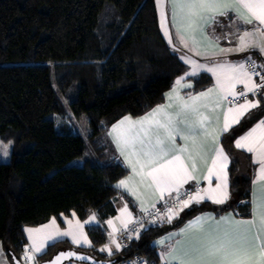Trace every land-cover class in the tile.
I'll list each match as a JSON object with an SVG mask.
<instances>
[{"label": "trees", "instance_id": "1", "mask_svg": "<svg viewBox=\"0 0 264 264\" xmlns=\"http://www.w3.org/2000/svg\"><path fill=\"white\" fill-rule=\"evenodd\" d=\"M187 70L162 33L156 0H0V137L14 140L10 160L0 162V240L6 251L9 247L21 256L26 250V225L71 211L80 220L94 211L102 221L118 213L116 183L128 170L121 162L85 158L87 143L55 82L65 93L74 88L71 108L77 117L88 116L89 141L101 152V136L110 124L163 102ZM212 82L207 72L193 78L195 90ZM255 119L242 121L223 138L232 162L231 197L222 209L242 216L249 215V205L242 202L251 196L253 164L233 141ZM79 157L81 164H69ZM212 208L207 203L182 220ZM165 230L162 224L148 225L130 247L107 254L100 249L106 233L90 227L93 245L80 249L123 259L140 250L159 264L152 244ZM69 246L74 247L67 239L50 244L38 263Z\"/></svg>", "mask_w": 264, "mask_h": 264}, {"label": "snow or ice", "instance_id": "2", "mask_svg": "<svg viewBox=\"0 0 264 264\" xmlns=\"http://www.w3.org/2000/svg\"><path fill=\"white\" fill-rule=\"evenodd\" d=\"M168 3L172 8L173 23L178 24L177 18L179 17L180 21L186 20L188 27L192 29L199 27L198 21H204L206 24L215 23L217 16L228 17L229 13L234 14L233 17H229L233 23L238 19L243 24L254 25L253 29L245 30L240 36V50L248 46H256L248 42L249 38L256 34L264 38V27L255 26H264V0H168ZM259 48L264 53V40L259 44ZM226 67L232 73L225 76L228 81L226 89L228 94L237 95L233 91V81L244 83L249 92L264 88V84L252 82V75H259V73L245 71L243 64L239 66L238 71L232 66ZM206 70L211 71V69ZM195 74L194 70L191 75ZM181 80L183 77H180L176 83L180 84ZM213 91V89H208L195 96H190L188 100L177 97V111L174 114L167 111L173 107L171 103H168L158 105L144 117L131 122L128 129L117 139V145L121 149V154L125 155L129 161L133 176L120 180L117 186L124 187L131 192L129 183L134 180L135 176H140L142 183L146 177H150L152 184L160 189L161 199H163L164 191H178L181 184L187 183L189 179H195L192 175L195 171V164L192 163L191 171H189L185 160L191 161L193 152L199 154L203 141L212 135L206 126L209 117L201 109L208 110L210 104L213 103L216 106L219 105L218 100L210 99ZM239 95L244 96L245 93L240 92ZM165 96L169 101L173 98L171 93H166ZM256 107H258V102L246 100L244 104L230 108L225 114L221 132H227L232 123H239L241 116L249 109ZM130 120V117H125L121 124ZM113 130L115 131V126ZM177 136L186 141L185 145L177 146ZM198 138H202L200 144L197 143ZM213 140H218V137H213ZM189 141L192 145V152L189 151L187 143ZM235 146L244 148L249 153H255L256 162L260 164L259 175L252 181L250 199L242 202L249 205V216L238 219L229 214L217 219L211 214H202L188 221L184 228L170 233L167 237L168 240L174 241L165 253L168 258L167 264H264V120L237 139ZM215 152L220 162L226 164L228 156L223 148L217 147ZM213 163L215 165L216 161L214 160ZM145 168L149 169L147 173L144 172ZM217 179L220 177L217 176ZM217 188H221V185L218 184ZM204 199L223 204L227 199V194L225 192L220 198H213L207 193L201 195L200 190L196 189L188 194L187 199L180 202L182 207H179V211L189 207L192 203H200ZM123 211L127 213V207ZM167 212L168 222L172 221L174 215L178 216V212H175L173 207H169ZM53 223H55L54 220ZM108 223L111 224V221ZM81 228L82 225L77 221L70 230H57L55 236L50 235L47 239L54 241L58 237H71L73 243H89L87 237L80 231ZM25 231L32 233L39 230L25 229ZM177 237L179 239H176ZM34 247L36 251L42 250L39 246ZM116 247L119 248L120 245L116 244ZM101 250H107L111 254V249ZM73 255L75 253H61L56 259ZM77 258L85 259L86 257L78 256ZM28 259H33V257L28 256Z\"/></svg>", "mask_w": 264, "mask_h": 264}, {"label": "crops", "instance_id": "3", "mask_svg": "<svg viewBox=\"0 0 264 264\" xmlns=\"http://www.w3.org/2000/svg\"><path fill=\"white\" fill-rule=\"evenodd\" d=\"M156 5L162 33L170 47L178 53L181 60L188 66V70L183 75L177 77L174 84L165 92V94H172L173 98L171 101H169L165 96L163 102L155 105L142 115H124L110 124V126L101 136L100 143H102V147L101 152L97 151V163L108 164L115 161L124 164L128 172L124 177L119 179L118 182L122 179H125L126 177L133 176L132 168L129 166V161L125 158V155L121 154V149L117 145V139L122 136L126 129H128L131 122L144 117L158 105L168 103H171L173 107L167 109V111L174 114L175 111H177V97L188 100L190 96H195L201 92L207 91L208 89H213L214 91L211 94L210 99L212 101L218 100L219 105L216 106V104L213 103L210 104L208 110L201 109V111H204L205 115L209 117V121L206 126L209 128V131L212 133V135L209 136L205 141H203L202 147L199 149V154L193 152V159L191 161H188L187 159L185 160L189 171H191L192 163L195 164V171L192 173L195 179H189L187 183L181 184L178 191H164L163 198L171 197L185 188H191L192 192L196 189H199L201 195L207 193L213 198H220L225 192L227 194V199L223 204L213 203L211 199H204L200 203H192L189 207L183 208L182 211H179V207L182 206L174 208V211L178 212V216L174 215L171 222H168V214H165L154 220L155 223L150 222L147 224V226L156 223L165 225L166 230L161 235L156 237L153 240L152 244L157 250L160 261L164 262L168 259L165 256V253L174 243L173 240L167 239L168 235L172 232L179 231V229L181 228H184L185 224L188 221L193 220L195 217L201 216L202 214H211L217 219L221 216L226 217L229 214L236 216V218L238 219L247 218L249 216H242L233 209H222L231 197L229 168L232 162V157L228 151V148H226L224 145L223 138L226 132H221V129L224 126L225 114L228 113V110L230 108H236L238 105L244 104L246 100L258 102V107L249 109L243 116L239 118V123L255 116L256 119L252 123H250V125L244 132L236 136L233 141V145L236 149L247 152L244 148H237L235 146V142L237 139H239L241 136L245 135L253 127H255L261 120H264V111L262 110L264 107V88H258L254 92H249L244 83L233 81V91L237 94L233 96L232 94H228L226 91L228 81L225 79V76L232 74L229 68L226 66H232L238 71L239 66L243 64L245 71L253 73L248 66L249 64H252L259 71L257 72L259 73V75H252V82L256 84H264V79H262V77H264V67H261L262 62H257L256 59V57L260 59L264 58V53H262L259 48V44L262 40H264V38L260 37L259 34H256L254 37L249 38L248 41L250 45L256 46H248L245 47L244 50H240V36L243 35L245 30L253 29L254 25L243 24V22L239 21L238 19H236L235 23H233L229 18L234 16L233 13H229L228 17L217 16V22L215 23L208 22L206 24L204 21H198L199 27L192 29L188 27L186 20L180 21L179 17L177 18L178 24L173 23L172 8L168 3V0H156ZM255 26L264 27L259 25ZM227 38H229V40H227ZM192 62L203 65V67L194 69L196 73L195 75H191V73H193L194 71L191 67V64H194ZM221 65H224L225 67H220ZM206 69H211V71H207ZM203 72H207L208 74H210L213 78V82L211 85H208L199 90H195L193 78ZM180 77H183V80H181L180 84H177L176 81ZM187 85H191V87H187ZM174 89L175 92H173ZM240 92H244L247 95L244 97H240ZM125 117H130L131 120L125 121L123 124H121V121H124ZM229 122L231 123V120ZM239 123H232V126L229 128V130ZM114 126L115 131L113 130ZM213 137H218V140L214 141ZM201 140L202 138H198L197 143L200 144ZM185 143L186 141L182 140L179 136L176 137L177 146H183L185 145ZM187 143L189 146V151L192 152L191 142L189 141ZM217 147L223 148L224 153L228 156V161L226 162V164H222L216 157L215 149ZM247 153L250 155L251 162L253 164V181V178L259 175L260 164L256 162L255 153ZM214 160L216 161L215 165L213 163ZM137 170L139 171V167L137 168ZM148 171V168L144 169L145 173H147ZM217 176H219L220 179H217ZM118 182L116 183V185H118ZM218 184L221 185V188L219 189L217 188ZM117 188L120 190V194L117 195L115 199L118 213L114 217H111L106 221H102L94 211H91L88 218L85 220H80L76 213L74 211H71L70 214H61L60 217H52L47 222L37 226H24V232L28 240L26 253L27 256L33 257V259H30L32 263L37 264L38 257L47 250L50 244L58 240L67 239L73 246L76 245L81 247H91L93 243L90 236L88 235V228L100 227L106 233V235L111 232L116 233L124 225L132 222L135 218L145 214L147 211L145 212L143 209L150 210L158 205L162 200L160 189L152 184L150 177H146L142 183L141 177L135 176L134 180L129 183V188L132 189L131 192L124 187L117 186ZM133 192L135 194H133ZM207 203L211 204L213 208L199 211L194 215L188 217L184 221L182 220L186 212L204 206ZM125 207H127V213L123 211ZM92 217H94V219H92ZM53 220L55 221V223H53ZM77 221H79V223L82 225L80 231L84 236L87 237L89 243L76 244L72 242L71 237H58L54 241L47 239V237L50 235L55 236L57 230H70V228H73L76 225ZM109 221H111V224L108 223ZM69 222H71V224ZM25 229H33L39 231L29 233L26 232ZM176 239H179V237H177ZM114 241L115 243H113L112 241L103 244L100 249H111V254L120 251L122 248L120 242L118 240ZM116 244H119L120 247L117 248ZM34 246H39L42 250L36 251ZM103 252L109 254L107 250H104ZM0 264H12V261L8 256L6 248L1 240Z\"/></svg>", "mask_w": 264, "mask_h": 264}, {"label": "built area", "instance_id": "4", "mask_svg": "<svg viewBox=\"0 0 264 264\" xmlns=\"http://www.w3.org/2000/svg\"><path fill=\"white\" fill-rule=\"evenodd\" d=\"M229 40V38H227ZM252 72H259L258 69L252 64L248 65ZM245 94L244 96H246ZM240 96V97H244ZM192 192L191 188H185L179 191L177 194L171 197H164L158 205L154 208L148 210L142 216L135 218L132 222L124 225L118 232H111L107 235V242H112L118 240L121 244V249L128 248L132 245L133 241L137 239L143 230L146 228L147 224L151 221L156 220L162 215L168 214L167 209L169 207H179L181 201L188 198V194ZM21 258L25 263H28L26 250L21 253ZM116 264H155L152 260H149L147 256L140 250H136L131 256L122 259ZM159 264H167V261L160 262Z\"/></svg>", "mask_w": 264, "mask_h": 264}, {"label": "rangeland", "instance_id": "5", "mask_svg": "<svg viewBox=\"0 0 264 264\" xmlns=\"http://www.w3.org/2000/svg\"><path fill=\"white\" fill-rule=\"evenodd\" d=\"M257 62L261 61L262 65H264V58H257ZM194 64H191V67L194 69H198L199 66H201V64L199 63H195L192 62ZM203 66V65H202ZM55 87L59 96V99L64 107V109L66 110V112L69 114V116L71 117V119L74 121V123L76 124L79 132L81 133L82 137L84 138V140L87 143V152H86V157L85 158H90L92 159L93 162L97 163L98 162V155H97V151L93 148L91 141H89L88 135L91 132V128L88 122V116L87 115H82L81 117H77L70 105V99L69 97L71 96V93L74 91V88H71L68 93H65L62 91L59 83L56 81L55 82ZM52 115H50L51 117ZM14 146V140L12 138H1L0 137V162H8L10 160L11 157V153H12V149ZM84 161L83 157H79V158H75L72 161H70L69 164H81ZM107 243V241H106ZM76 248H80L81 246H74ZM26 264H33L32 261L30 260L28 263ZM38 264V261H37ZM74 264H82V263H74Z\"/></svg>", "mask_w": 264, "mask_h": 264}, {"label": "water", "instance_id": "6", "mask_svg": "<svg viewBox=\"0 0 264 264\" xmlns=\"http://www.w3.org/2000/svg\"><path fill=\"white\" fill-rule=\"evenodd\" d=\"M7 251L10 255L12 264H26L21 256L18 255L13 249L7 247ZM61 253H75V255L61 257L59 260H57L56 258L60 256ZM78 256H83L86 258L78 259ZM122 259V255H116L108 258L97 257L87 250L69 246L57 248V250L50 257L41 260L38 264H67L69 262L82 264H116Z\"/></svg>", "mask_w": 264, "mask_h": 264}]
</instances>
